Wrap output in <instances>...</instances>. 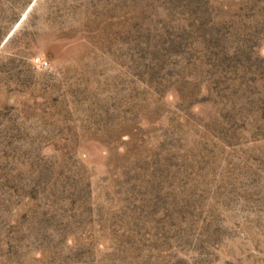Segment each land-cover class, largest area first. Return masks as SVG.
Instances as JSON below:
<instances>
[{
  "label": "rangeland",
  "instance_id": "374dc122",
  "mask_svg": "<svg viewBox=\"0 0 264 264\" xmlns=\"http://www.w3.org/2000/svg\"><path fill=\"white\" fill-rule=\"evenodd\" d=\"M0 264H264V0H0Z\"/></svg>",
  "mask_w": 264,
  "mask_h": 264
},
{
  "label": "built area",
  "instance_id": "2783aa9c",
  "mask_svg": "<svg viewBox=\"0 0 264 264\" xmlns=\"http://www.w3.org/2000/svg\"><path fill=\"white\" fill-rule=\"evenodd\" d=\"M35 62H36V64L42 65V66H47L48 65V62L43 60V59H41V58H36Z\"/></svg>",
  "mask_w": 264,
  "mask_h": 264
}]
</instances>
